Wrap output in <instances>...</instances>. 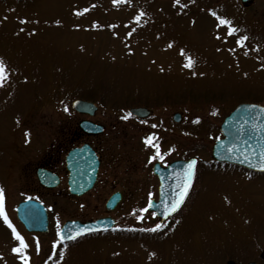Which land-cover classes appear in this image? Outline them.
<instances>
[{
    "label": "rangeland",
    "instance_id": "374dc122",
    "mask_svg": "<svg viewBox=\"0 0 264 264\" xmlns=\"http://www.w3.org/2000/svg\"><path fill=\"white\" fill-rule=\"evenodd\" d=\"M217 16L238 31L229 36ZM241 37L243 47L236 44ZM0 62V264L34 256L21 247L28 233L16 206L35 180L37 161L69 132L70 121L82 118L71 105L75 98L96 102L97 118L108 123L147 103L155 109L152 123L172 126V156L200 161L195 204L186 205L166 237L149 231L152 221L139 224L133 264H228L233 254L264 246V175L250 177L212 158L225 116L243 102L264 105V0L248 7L241 0H6ZM177 111L183 118L173 122ZM136 140L123 144L128 156L148 151L135 148ZM154 149L165 153L161 143ZM85 253L76 259H88Z\"/></svg>",
    "mask_w": 264,
    "mask_h": 264
},
{
    "label": "flooded vegetation",
    "instance_id": "af4514ba",
    "mask_svg": "<svg viewBox=\"0 0 264 264\" xmlns=\"http://www.w3.org/2000/svg\"><path fill=\"white\" fill-rule=\"evenodd\" d=\"M4 1L6 0H0V3ZM132 108H145L147 114L136 116L130 112ZM98 111L99 105L93 115L82 114V118L70 121L69 132L63 133L52 150L40 157L34 170L35 180L23 191L25 194L19 203L29 200L41 203L46 209L48 221L46 230L38 231L28 230L16 218L28 233L27 247L31 252L33 250L34 256H30L28 264H126V258L127 264H133L132 251L138 250V225L143 226L152 221L153 228L157 224L161 225L157 232H161L164 237L168 236L169 232L174 230V220L181 217L188 203L195 204L196 197L201 192L202 173L199 169L200 161L197 159L194 178L181 208L164 218L158 212L150 210L149 203L152 200L159 202L163 195L164 201L175 203L182 190V180L186 173L183 170H174L171 165L175 161L189 160L191 157L172 156L173 143L167 142L172 140V126L169 123L156 124V120L152 123L155 119V109L147 103L139 101L135 106L129 107L126 115H121L119 121L111 123L99 120L96 116ZM74 113L81 115L76 111ZM178 113L181 115L178 120L180 122L183 114ZM174 114L175 112L172 114V121L176 122ZM86 121L100 125L104 131L88 132L83 126ZM111 129L118 130L114 137H109ZM148 137L153 138L152 145H146L145 140ZM132 138L141 141L138 143L136 140L135 148L140 144L148 151L139 156L134 150L132 155L128 156L130 150L127 148L125 151L124 146H128L127 143L133 146L135 140L131 142ZM115 139H122V144L115 142ZM110 143H113L115 148H111ZM159 143L165 153L157 156L158 150L154 149L153 145L158 146ZM86 145L91 147L97 156L99 166L92 187L78 194L73 191L76 181L71 178L66 156L70 150ZM120 150H124L123 157ZM128 158L132 159L131 164ZM232 167L250 177L264 175V172L247 170L238 165ZM39 169L48 172L47 186L38 179ZM140 211L144 214L143 221L138 216ZM99 220L103 222L101 228L82 234L72 231L68 224H86ZM69 236L74 238H67ZM82 250L88 252L82 256L90 255L88 259L77 260L76 255H80ZM249 251L250 249L245 250L246 254H233L228 264H264V246L258 245L256 253ZM245 260V263L241 262Z\"/></svg>",
    "mask_w": 264,
    "mask_h": 264
},
{
    "label": "water",
    "instance_id": "95a60500",
    "mask_svg": "<svg viewBox=\"0 0 264 264\" xmlns=\"http://www.w3.org/2000/svg\"><path fill=\"white\" fill-rule=\"evenodd\" d=\"M254 2L255 0H241L242 5L245 7L250 6ZM72 106L78 112L89 115H93L98 108L94 102L80 98L74 99ZM144 109L132 108L130 112L136 116L147 114ZM180 116L179 113H176L174 114V119L178 121ZM83 126L88 132L104 131L103 127L90 121L84 122ZM220 130L223 137L215 141L212 147V156L216 161L243 166L254 171H264L260 167L261 164H264L263 105L250 102L240 103L224 118ZM193 160L196 161V159L175 161L171 167L174 170L185 171L188 162ZM67 162L71 170V178L76 181V187H74L73 191L81 194L90 189L96 179L99 166L97 156L92 151V148L86 145L71 150L67 155ZM46 175L48 176V172L45 170L39 169L37 171L39 181L45 186H47ZM192 179L193 176L191 181ZM182 181H185V178ZM163 197L159 202L152 200L149 203V209L158 212L162 218L175 213L182 205L181 203L175 210H172L174 202H166ZM17 213L18 218L29 230H46L48 223L46 209L40 203L36 201L20 203ZM68 224L72 231H76L79 234L97 230L103 226L101 220L86 224L79 222H70ZM249 264L258 263L252 262Z\"/></svg>",
    "mask_w": 264,
    "mask_h": 264
},
{
    "label": "snow or ice",
    "instance_id": "6c2138e0",
    "mask_svg": "<svg viewBox=\"0 0 264 264\" xmlns=\"http://www.w3.org/2000/svg\"><path fill=\"white\" fill-rule=\"evenodd\" d=\"M178 2H179V0H177V3ZM181 6H183V5H181ZM140 15L142 16L143 13H141ZM213 15L215 16L216 14L213 13ZM135 19L137 21H139L140 16H137ZM216 19L218 20L219 25H227L228 26V32H227V34L229 36L233 35L234 32L238 31L237 29H235V28L232 27L231 22L228 21L227 19L221 18L219 16H217ZM217 38L219 39L220 37L218 36ZM244 40H247V37H241L240 39H238L236 41V44L238 46H240V47H243L244 45L242 44V41H244ZM192 63H193V61L191 60V58H189L188 59V63H186L184 66L185 67H191L192 66ZM3 73H4V65H3V62H0V78H3ZM152 140H153L152 137L146 138V140H145L146 145H152ZM153 147H157V146L156 145H153ZM159 155H160V153L157 151V156H159ZM195 164H196V161H194V160L188 162L187 167H186V170H185V173H186L185 181H184V184L182 186V190L179 193L178 199L172 205V210H175L183 202L184 197L187 195L188 188L191 185V177L194 174V166H195ZM260 167H261V169H264V164H261ZM2 206H3V190H0V215H3ZM4 220H5V223H7L10 228H12V225L8 222L6 216L4 217ZM160 228H161V225L160 224H157L154 229H149V231H156V230H159ZM13 235L15 236V238L17 240H21V237L18 235V233H16V231H15L14 228H13ZM67 238L72 239L74 237L69 236ZM21 247H27V245H25L22 240H21ZM20 250H21L20 248H13L12 249V251L14 253H20ZM21 259H23L24 264H28V261H27V258L26 257H23L22 256Z\"/></svg>",
    "mask_w": 264,
    "mask_h": 264
}]
</instances>
